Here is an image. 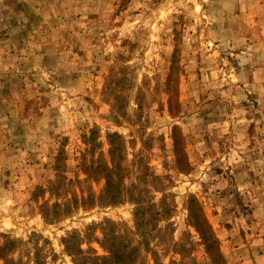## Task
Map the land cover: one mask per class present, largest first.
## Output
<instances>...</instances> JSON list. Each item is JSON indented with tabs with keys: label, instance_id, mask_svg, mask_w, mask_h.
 <instances>
[{
	"label": "rangeland",
	"instance_id": "rangeland-1",
	"mask_svg": "<svg viewBox=\"0 0 264 264\" xmlns=\"http://www.w3.org/2000/svg\"><path fill=\"white\" fill-rule=\"evenodd\" d=\"M0 264H264V0H0Z\"/></svg>",
	"mask_w": 264,
	"mask_h": 264
}]
</instances>
